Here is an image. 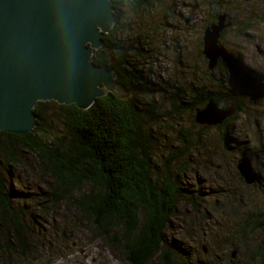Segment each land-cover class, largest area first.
Listing matches in <instances>:
<instances>
[{"label": "rangeland", "instance_id": "1", "mask_svg": "<svg viewBox=\"0 0 264 264\" xmlns=\"http://www.w3.org/2000/svg\"><path fill=\"white\" fill-rule=\"evenodd\" d=\"M121 1L112 59L124 54L137 84L148 88L139 100L154 105L155 118L147 123L152 176L169 171L181 194L157 253L145 264H161L163 250L185 264H264V225L247 226L264 224V0H150L146 11ZM217 14L230 22L217 46L234 63L220 56L207 70L200 37ZM234 69L257 79L259 87L243 89L244 77H235ZM208 92L219 108H234L233 120L217 129L195 124L200 107L189 108L195 96ZM53 110L51 104L44 108L48 115ZM50 124L59 140V125ZM5 144L0 140V175L18 194L10 208L20 216L24 246L12 240L9 211L7 221L0 220V264H129L121 243L110 238L118 231L101 237L72 202L88 185L63 198L34 153L11 145L13 154L5 155ZM241 156L256 173L250 185L235 169ZM7 157L16 160L6 168ZM5 240L14 249L3 250Z\"/></svg>", "mask_w": 264, "mask_h": 264}, {"label": "trees", "instance_id": "2", "mask_svg": "<svg viewBox=\"0 0 264 264\" xmlns=\"http://www.w3.org/2000/svg\"><path fill=\"white\" fill-rule=\"evenodd\" d=\"M121 2L110 1L115 23L107 34L101 35V49L92 51L90 60L94 65L113 69L117 87L129 95L117 98L115 94L104 93L84 110L73 104L36 102L32 108L36 119L31 131L25 135L0 132V140L8 144L7 150L3 149L5 155L8 152L13 154V151H8L12 149L11 145L15 149L34 153L55 183L59 196L68 199L73 189L81 184L88 185L87 193L72 200L74 205L92 222L101 237L107 238L111 231H118L119 237L113 233L110 238L121 243L127 263L145 264L157 253L163 241V230L181 194L169 171L160 179L152 176V156L149 152L152 135L147 123L155 118L154 105H144L139 100V93L148 88L137 84L132 70L127 69L124 54L118 55L116 60L112 59L114 34L121 30L116 25L121 14ZM128 3L141 11L151 8L150 0H128ZM102 52H106L107 57ZM221 57L233 65L234 56L231 53L222 51ZM232 73L235 77H244L239 78L243 89L259 87L257 79L236 69ZM208 100L217 105L216 96L208 92L195 96L189 108H201ZM48 104L54 109L52 115L44 111ZM234 115L224 121L231 122ZM51 122H57L60 127L62 136L59 140L53 137ZM219 125L212 128L217 129ZM13 160L16 159L7 157L4 166L9 167ZM17 195L0 175V220L7 221L9 211L12 213V240L20 247L24 246L21 219L10 208L11 199ZM263 225L262 222L247 224L251 228ZM5 249H14L10 240H5ZM160 260L161 264H185L181 259H174L169 250L161 251Z\"/></svg>", "mask_w": 264, "mask_h": 264}, {"label": "water", "instance_id": "3", "mask_svg": "<svg viewBox=\"0 0 264 264\" xmlns=\"http://www.w3.org/2000/svg\"><path fill=\"white\" fill-rule=\"evenodd\" d=\"M110 1L0 0V132L29 133L36 119L32 112L36 102L73 104L84 110L104 93L117 98L126 95L117 87L113 69L90 60L91 52L102 44L101 35L115 22ZM228 26L226 16L218 14L201 34L207 70L222 55L217 40ZM233 112L208 100L194 111L193 120L212 127ZM235 169L245 184L254 182L247 158L239 157Z\"/></svg>", "mask_w": 264, "mask_h": 264}, {"label": "flooded vegetation", "instance_id": "4", "mask_svg": "<svg viewBox=\"0 0 264 264\" xmlns=\"http://www.w3.org/2000/svg\"><path fill=\"white\" fill-rule=\"evenodd\" d=\"M184 21V20H183ZM209 25V24H208ZM255 178H256V176H255ZM255 181V180H254Z\"/></svg>", "mask_w": 264, "mask_h": 264}, {"label": "bare ground", "instance_id": "5", "mask_svg": "<svg viewBox=\"0 0 264 264\" xmlns=\"http://www.w3.org/2000/svg\"><path fill=\"white\" fill-rule=\"evenodd\" d=\"M232 108V107H231ZM232 109H234V108H232Z\"/></svg>", "mask_w": 264, "mask_h": 264}]
</instances>
